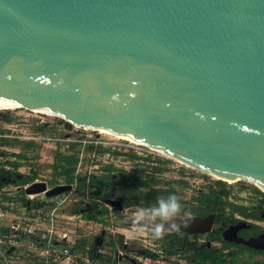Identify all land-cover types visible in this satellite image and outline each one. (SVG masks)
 Wrapping results in <instances>:
<instances>
[{
    "label": "water",
    "instance_id": "95a60500",
    "mask_svg": "<svg viewBox=\"0 0 264 264\" xmlns=\"http://www.w3.org/2000/svg\"><path fill=\"white\" fill-rule=\"evenodd\" d=\"M0 107L128 136L264 193V0H0ZM48 187L25 194L71 188ZM214 218L178 231L208 234ZM239 225L222 239L264 251Z\"/></svg>",
    "mask_w": 264,
    "mask_h": 264
},
{
    "label": "rangeland",
    "instance_id": "374dc122",
    "mask_svg": "<svg viewBox=\"0 0 264 264\" xmlns=\"http://www.w3.org/2000/svg\"><path fill=\"white\" fill-rule=\"evenodd\" d=\"M1 137H5L6 141V144H0L2 151L11 153V155L21 154L25 157V159H18L9 156V160L20 163L18 171L25 175L29 174L31 170L36 171L38 178L43 181H50L54 178L51 166L54 164L55 156L59 153L65 156L74 154L78 157L74 175L80 177L81 180L100 177V181L105 182L113 174L125 176L141 170L145 171V175H153L158 183L147 189L172 190L180 198L182 204L181 213L165 224V234L177 231V226L182 224L186 217L191 216L189 206L194 204L193 197H196L197 192L205 190L208 185L218 180L145 146L100 134L96 130L70 126L58 116L43 115L23 108L0 111ZM131 155H135L136 158H132ZM149 155L152 160L159 159L161 164L143 160ZM1 162L3 159L0 158V165ZM108 166H112L114 171L105 172L104 169ZM154 169L161 171L155 172ZM62 180V178H58L59 184L62 183ZM225 182L227 189L230 190L229 202L242 207H252L260 201L261 198L254 193L256 187L253 184L245 181ZM49 186L52 185L49 183ZM258 190L263 193L260 189ZM79 197L70 193L48 199L43 195H38L37 199L46 200L48 203H55V205L59 203L57 207V209L59 208V217H57L56 227L58 232L65 231L71 239L79 237V239H84L87 244L94 245V239L101 233L95 222L100 220L88 222L83 217L72 214L71 211L76 207L86 205V201L78 202L80 201ZM22 206L23 203L16 202V209L20 210ZM137 207L146 208L140 202L135 201L132 206L122 210L123 215L116 212L112 214L113 223H108L102 238L103 250L107 255L112 256L116 249L123 248V242L127 243V246L123 248L126 254L141 251L144 246L148 245L161 246V243L153 237L150 230L142 236L129 235L132 227L131 221ZM50 208L52 209L53 206L46 205L43 211H49L46 209ZM235 218L242 221L240 215H235ZM100 219L104 221V218ZM255 224L261 228L264 227L260 221L255 222ZM147 225L148 222L146 221L145 226ZM107 228H115V236H111L110 229ZM204 240L205 237H200L198 242ZM214 247L218 249V244ZM257 261H264V255L253 256L242 253L238 259L239 264H250Z\"/></svg>",
    "mask_w": 264,
    "mask_h": 264
},
{
    "label": "built area",
    "instance_id": "2783aa9c",
    "mask_svg": "<svg viewBox=\"0 0 264 264\" xmlns=\"http://www.w3.org/2000/svg\"><path fill=\"white\" fill-rule=\"evenodd\" d=\"M41 181L45 182L37 176L33 181L21 185H5L0 188V264H188L179 255H167L156 244L126 254L123 248L127 243L123 242V248L116 249L112 256L103 250V239L98 244L99 235L94 239V245L86 242L79 245L84 239H71L65 231H57L59 203L55 205L25 194L27 187ZM22 200L27 201V206ZM17 201L23 203L20 210L16 209ZM33 201L40 202V205L33 207L30 204ZM46 205L53 208L44 212ZM117 213L123 215L122 211ZM112 214L108 213L104 221L100 219L95 222L101 230L100 236L108 223H113ZM107 229H110L111 236H115V228Z\"/></svg>",
    "mask_w": 264,
    "mask_h": 264
},
{
    "label": "trees",
    "instance_id": "16d2710c",
    "mask_svg": "<svg viewBox=\"0 0 264 264\" xmlns=\"http://www.w3.org/2000/svg\"><path fill=\"white\" fill-rule=\"evenodd\" d=\"M0 144H6L5 139L0 138ZM28 146V145H26ZM73 145L71 146V148ZM116 155L118 153H115ZM6 156H9V153L4 152L0 149V158L3 159L0 165V188L5 186L8 181H3V177L7 175L5 167H10L11 170L16 171L20 167V163L14 160L10 161L6 159ZM18 159H25L21 154L14 155ZM132 158H136L135 155ZM143 160L147 162H155L161 164L159 159H153L149 155ZM155 160V161H154ZM78 163V157L74 154L72 155H61L57 154L54 158V164L51 166L53 171L54 178L48 181V184L55 186L57 184V178H62L65 184L73 185L74 182H77V190L82 192L84 186L83 182L86 179L81 180L80 177L74 175V170ZM108 172H112L114 168L109 166L106 169ZM155 172H160V169H154ZM37 178L36 171H30L28 175H23V178L16 181V185L24 184L28 181H33ZM92 183L97 184L99 179L93 178ZM117 183L122 186L123 193L121 195V201L124 208H128L134 204L135 201L140 202L146 208L154 206L158 199L162 197L165 199L169 194H176L172 190H160V189H147L154 184H157L158 181L153 175H145V171H137L135 173H130L125 176H122L119 180V176L116 175ZM182 183V182H180ZM141 188V189H140ZM144 189V191H142ZM147 189V190H146ZM254 193L257 197H260V201L252 207H242L241 205L232 203L228 201L230 196V190L227 189L226 182L217 180L214 181L211 185H208L205 190H200L197 192L196 197H193L194 204L189 206L190 215L197 217H205L207 215L213 214L218 218L219 221H225L229 219H234L235 215H240L243 219L252 220L254 222L263 221L264 222V193H261L258 189H254ZM23 199V198H22ZM22 202L27 206V201L22 200ZM33 207H38L40 202L33 201L30 202ZM30 205V206H31ZM96 211V207L93 209ZM105 210H102V214ZM72 214L78 212V210L71 211ZM85 220L88 221H97L99 218L95 214H86L82 216ZM102 217V216H101ZM237 220V219H236ZM238 221V220H237ZM253 226H256L252 224ZM258 229L260 227L256 226ZM3 233H7L6 230H2ZM206 240L208 242H217L220 239L218 232L209 233L206 235ZM197 235H190L174 231L169 234H165L162 238L158 239L161 243V248L164 252L169 255H179L181 258H184L188 264H224L226 255L221 251L225 248L218 250L211 246L212 243L208 246L206 243L199 245L197 240ZM85 241L81 240L79 245H84ZM222 244L227 245L226 242ZM223 245V246H224ZM253 253H258L254 250H251ZM148 254V253H147ZM188 254V256H186ZM230 264H233L231 261ZM250 264H264L263 262H253Z\"/></svg>",
    "mask_w": 264,
    "mask_h": 264
},
{
    "label": "flooded vegetation",
    "instance_id": "af4514ba",
    "mask_svg": "<svg viewBox=\"0 0 264 264\" xmlns=\"http://www.w3.org/2000/svg\"><path fill=\"white\" fill-rule=\"evenodd\" d=\"M1 139H5V137H1ZM14 155H16V154L11 155V153H9V156H11L12 158H16V156H14ZM9 156H6L7 160L10 159ZM10 161H12V160H10ZM108 167H106L104 169L105 172H108L106 170ZM19 168L20 167H18L16 171H13V170H11L10 167H7V166L5 167V170L8 173H7V175H5L3 177V181H8L7 183H5L6 185H13L16 183V181L23 178V175H25V174L20 173L18 171ZM106 175H108V174L106 173ZM121 177L122 176H119V180L121 179ZM93 178L99 179L97 184L92 183L91 180ZM45 182L48 184V181H45ZM56 182H57L56 185H66V186L71 187L70 190L64 194L73 193L77 196H80L79 197L80 201H78L79 203L82 201H86L85 206H79V207H76V209H74V211L78 210V212L75 214H77L81 217L83 215L93 213L96 216H98V218H99L98 220H100V218L105 219V217H107L108 213H115V212L117 213V212H120L124 209L123 203L121 201V195L123 193L122 186H120L117 183L115 174H113V175H111V177L107 178L105 180V182H101L100 177H92L90 179L87 178L85 180V182H83L84 188H83L82 192H79L77 190V182H74V184L71 185V184H65L62 180V183L59 184L58 178H57ZM48 186H49V184H48ZM49 187H52V186H49ZM153 190H156V188ZM98 191H100L101 193H99V194L96 193ZM116 203H119L121 205V210H118V205ZM94 207H96V211L93 210ZM102 210H105V212L103 211L104 212L103 215H101ZM237 220L234 216V219L219 221L218 218H216V216H215L213 226H212V230L210 233L218 232L221 240H219L217 242H213V243L208 242L206 240L207 234H200V235L198 234L197 235L198 241H199L200 237H205L204 241L198 242L199 245L206 243L209 246L210 243H212L211 246L214 247L216 244H218V250L225 247L222 251L220 250L224 255H226V259H225L224 264H230L231 261L233 262V264H239L240 262H238V259L241 257L242 253H246L248 255H253V256L264 255V251L250 249L242 243L228 242V241H224L222 239V234L224 231H226L228 228H230L232 226H236L237 224H239L241 222L246 223V226H244V225L238 226V230H237V234H236V237L238 239H242V240L246 241L250 238H255L258 235L264 234V227L261 228L259 225H256L254 221L243 219V218L241 219L242 221H240V220L237 221ZM260 222H262L264 224L263 221H260ZM252 224H254L260 228L258 229L256 226H253ZM178 226H177V230H178ZM187 235H188V237H190L189 234H187ZM222 242H226L227 245L222 244ZM214 248H216V247H214ZM251 250H254L258 253H253ZM257 262H263V261H257Z\"/></svg>",
    "mask_w": 264,
    "mask_h": 264
},
{
    "label": "clouds",
    "instance_id": "9594fccd",
    "mask_svg": "<svg viewBox=\"0 0 264 264\" xmlns=\"http://www.w3.org/2000/svg\"><path fill=\"white\" fill-rule=\"evenodd\" d=\"M181 211L182 204L176 194H169L165 199H158L154 206L137 207L131 221L132 227L129 235L142 236L150 230L155 239H160L165 234V224L179 215ZM146 221L147 226H145Z\"/></svg>",
    "mask_w": 264,
    "mask_h": 264
},
{
    "label": "bare ground",
    "instance_id": "6f19581e",
    "mask_svg": "<svg viewBox=\"0 0 264 264\" xmlns=\"http://www.w3.org/2000/svg\"><path fill=\"white\" fill-rule=\"evenodd\" d=\"M14 109H22V107H0V111H3V110H14ZM24 110H26V109H24ZM30 111H36V112L41 113L43 115L57 117V115L48 113V112L43 111V110H40V109H33V110H30ZM96 131L99 132L100 134H105V135L113 136L116 139H125V140H128V141H130V142H132L134 144H138L139 145V143L137 141L133 140L132 138H130L128 136L114 134V133H112L110 131H106V130H96ZM235 181H237V180L235 179V180H232L231 182H235Z\"/></svg>",
    "mask_w": 264,
    "mask_h": 264
},
{
    "label": "crops",
    "instance_id": "0c3cea01",
    "mask_svg": "<svg viewBox=\"0 0 264 264\" xmlns=\"http://www.w3.org/2000/svg\"><path fill=\"white\" fill-rule=\"evenodd\" d=\"M97 239H98V243H99V241H100V236H99Z\"/></svg>",
    "mask_w": 264,
    "mask_h": 264
}]
</instances>
